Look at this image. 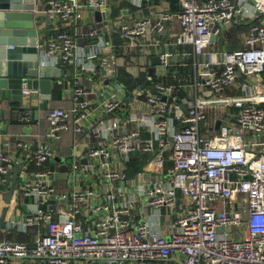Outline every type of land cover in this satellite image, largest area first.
Here are the masks:
<instances>
[{
    "label": "built area",
    "instance_id": "1",
    "mask_svg": "<svg viewBox=\"0 0 264 264\" xmlns=\"http://www.w3.org/2000/svg\"><path fill=\"white\" fill-rule=\"evenodd\" d=\"M109 1L45 0L34 9L56 27L54 35L37 46L40 64L64 62L95 84L87 87L74 80L72 107L48 109V129L42 137L36 134L35 150L17 141L29 150L15 195L19 203L36 197L38 208L21 219H9L7 226L20 232L35 226L37 232L33 246L0 237V264H6L8 255L36 257L40 264H158L169 259L176 264H264V0H180L176 11L161 10L133 22L102 18L75 31L69 28L78 9L104 16ZM130 2L139 6L142 0ZM105 20L126 46H147L148 35L177 22L176 42L193 46L196 82L209 95H196L183 109L174 101L183 85L153 82L151 91H145L147 108L132 113L136 127L127 128V115L119 110L129 93L130 103L138 96L116 80L110 57L115 46L106 39ZM243 22V47L224 50L219 61L207 58V48L226 26ZM169 55L161 54V63L167 65ZM236 88L239 93H233ZM21 94L40 99L38 90L26 85ZM211 108L220 124L200 131L199 123ZM21 117L30 119L26 113ZM69 128L72 178L80 174L98 181L58 190L54 172L44 164L57 155L53 144ZM140 128L150 136L143 137ZM80 136L86 139L83 153L77 148ZM133 152L146 158L132 191L125 183ZM168 152L171 165L166 167ZM81 158L87 159L84 166L78 162ZM13 162L0 148L2 177ZM30 164L37 168L28 172ZM59 197L65 204L57 216ZM81 213L87 226L77 218Z\"/></svg>",
    "mask_w": 264,
    "mask_h": 264
},
{
    "label": "crops",
    "instance_id": "2",
    "mask_svg": "<svg viewBox=\"0 0 264 264\" xmlns=\"http://www.w3.org/2000/svg\"><path fill=\"white\" fill-rule=\"evenodd\" d=\"M43 0H37L35 8L38 10L42 5ZM180 8V0H142L141 5H133L130 0H110L108 11V18L112 19L115 17H121L127 22H133L135 19L142 17L154 16L158 11L170 10L176 11ZM73 23L70 24V29L75 31L76 29L87 27L94 20H96L93 10L80 8L77 14L74 16ZM106 19V18H105ZM105 29V36L108 41L114 44V52L110 55L112 60L115 62V73L116 80L123 84L127 90H134L137 101L130 103V105L122 106L120 112L122 115H127L126 127H136L135 121L131 118V114L137 112L138 109H145L147 105L144 103L146 100L145 91H151L149 86L153 82H162L164 84L170 85H183L179 93H177L174 101L178 103L183 109L187 106V102L193 99L196 95L203 96L209 95V92L204 86H199L196 82V77L194 75V67L192 65L193 46L191 44H179L176 42V35L179 33L180 26L177 22H169L162 33L156 35H148L145 43L147 46L136 45V46H126L123 43V38L121 34L113 28L110 20H105L103 22ZM38 39L46 40L53 36L56 27L54 23H50V19L44 17L38 21ZM247 32L246 23H232L228 24L219 37V40L215 44L207 48V58L210 60L219 61L222 59L224 50H236L244 45V35ZM149 43V45H148ZM151 43V44H150ZM170 54L168 56V64L164 65L159 61L158 64L153 65L152 59L156 55H161L163 53ZM38 66L41 69H32L37 73L36 77L38 79L46 78L53 81H57L56 84L51 85V97L47 100V106H43L41 99L34 98H24L21 97H8L5 95L2 97L0 93V148L4 150L5 153L10 155L13 159V164L22 159L20 163L19 173L22 168H24V161L28 150H33L32 147L36 146L35 137L38 134L42 137L46 130L48 129V121L46 118L47 111L50 108H70L73 105V96L71 88L75 79L87 87H92L95 84L93 79L84 75H76L74 69L64 62H59L54 65H43L39 62L38 56ZM153 67V68H152ZM99 68V67H98ZM151 68L153 69L151 71ZM152 73H150V71ZM40 72V73H39ZM264 76V74H263ZM24 84L22 85V87ZM39 92L38 88H36ZM240 89H234L233 93H239ZM131 98V94L127 95ZM40 98V97H39ZM233 110H235L233 108ZM26 113L30 117L29 120L22 119L21 114ZM217 111L211 108L207 111V118L199 123V130L203 131L210 124L213 128H218L217 126ZM235 115V114H234ZM177 124L179 121L176 119ZM232 122L237 124L235 116H232ZM140 133L143 137H149L150 133L145 128H140ZM42 139V138H41ZM96 142V138L92 139ZM17 141H23L30 143L31 146L28 150L17 145ZM86 139L80 136L79 145L77 146L78 152L83 153V148L85 146ZM55 144L58 147L57 154L63 159H69L72 157L73 150V132L72 129L61 133L60 137L56 140ZM166 167L171 165L169 160L170 152L166 154ZM146 154L141 152H133L130 155V163L127 173V180L125 183L127 190H132L139 184V179L137 176L138 171L144 167ZM78 162L84 166L87 163V159L81 158ZM44 166L49 168V161H47ZM35 165H28V172L36 169ZM49 171V169H48ZM55 173V172H54ZM54 183L58 190H68L72 187H84L88 185H95L97 179L94 177H89L88 175L78 174L76 177L72 178L69 182L66 178H58L55 174ZM135 177L137 182H132L131 178ZM3 179L5 177H2ZM5 191H0V215L3 208L7 205L4 200ZM183 199L180 198V202ZM26 203L27 207L33 205L32 198L27 199L26 202L21 201L17 206L15 205L14 210L9 219L18 218L21 219L25 214L30 213L28 210H23L20 204ZM58 205V199L56 201ZM56 205V206H57ZM10 206V204H8ZM56 208V207H55ZM56 214L62 213L56 210ZM78 219L82 220L85 225V220L83 214L77 216ZM8 222V221H7ZM7 222L3 227L0 226L1 232L0 237L8 240H19L27 244L28 246L34 245V239L36 236L37 228L35 226H30L26 231L20 232L15 228L9 229ZM159 224L163 225V220H159ZM87 226V224L85 225ZM159 226V225H158ZM160 227V226H159ZM6 264H40V261L36 257H16L8 255L5 258ZM176 264L174 259H169L166 261H159L158 264ZM85 264H106L104 261H87Z\"/></svg>",
    "mask_w": 264,
    "mask_h": 264
},
{
    "label": "water",
    "instance_id": "3",
    "mask_svg": "<svg viewBox=\"0 0 264 264\" xmlns=\"http://www.w3.org/2000/svg\"><path fill=\"white\" fill-rule=\"evenodd\" d=\"M45 0L42 1L44 3ZM37 0H0V93L2 97H21L22 85L40 91V99L43 106H47V100L51 97V85L57 81L42 78L38 79L32 69L39 68L38 66V45L43 44V40L38 39V21L45 15L34 14ZM96 20L108 18V14L102 16L97 10H93ZM163 53V51H161ZM160 55H156L152 59L153 65L158 64ZM153 68V67H152ZM151 68V71L153 70ZM150 71V70H149ZM150 71V73H152ZM40 73V72H39ZM154 92V90H152ZM172 97H169L171 100ZM131 98L126 97L125 103H128ZM264 106V104H261ZM217 121V126H219ZM33 150L36 146L32 147ZM53 149L58 152V147L53 144ZM22 159L16 161L10 173L3 179L0 175V191L4 193V200L7 205L3 208L0 215V226L3 227L9 220L15 205L19 201L15 195V188L18 182V174ZM70 161L63 159L58 154L49 160V171L55 172L58 178H66L69 182L72 180V173L69 171L68 164ZM33 205L27 207L26 203L20 204L23 210H28L33 213L37 210L35 204L36 197L32 198ZM10 204V206H8ZM65 199L58 198L56 210H64Z\"/></svg>",
    "mask_w": 264,
    "mask_h": 264
},
{
    "label": "trees",
    "instance_id": "4",
    "mask_svg": "<svg viewBox=\"0 0 264 264\" xmlns=\"http://www.w3.org/2000/svg\"><path fill=\"white\" fill-rule=\"evenodd\" d=\"M17 241H19V240H17ZM20 242H22V241H20Z\"/></svg>",
    "mask_w": 264,
    "mask_h": 264
}]
</instances>
